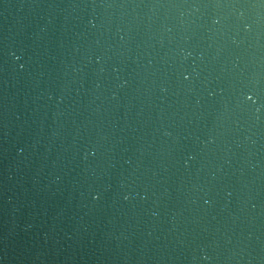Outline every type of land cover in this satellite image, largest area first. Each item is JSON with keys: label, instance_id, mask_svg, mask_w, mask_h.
I'll list each match as a JSON object with an SVG mask.
<instances>
[{"label": "water", "instance_id": "1", "mask_svg": "<svg viewBox=\"0 0 264 264\" xmlns=\"http://www.w3.org/2000/svg\"><path fill=\"white\" fill-rule=\"evenodd\" d=\"M0 264H264V0H0Z\"/></svg>", "mask_w": 264, "mask_h": 264}]
</instances>
